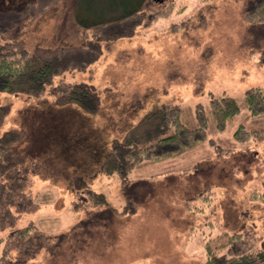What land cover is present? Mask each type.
<instances>
[{
    "label": "rangeland",
    "instance_id": "1",
    "mask_svg": "<svg viewBox=\"0 0 264 264\" xmlns=\"http://www.w3.org/2000/svg\"><path fill=\"white\" fill-rule=\"evenodd\" d=\"M250 1L148 0L122 18L132 1L0 0V40L23 41L59 64L56 79L95 98L87 109L50 91H0V136L14 134L4 152L29 168L20 187L0 184L15 216L14 227L0 230V255L4 247L7 255L24 251L27 239L12 232L31 226L36 264H206L208 251L220 263L243 248L251 256L233 264H264V132L244 143L233 138L239 126L264 131V116H250L243 103L247 89L264 87V24L243 18ZM95 22L103 25H79ZM210 93L239 103L224 130L215 127ZM171 105L190 128L202 106L206 141L144 161L121 180L114 145L168 135L171 126L151 114ZM86 189L103 193L111 208L130 202L135 211L100 213ZM236 234L245 243L233 246Z\"/></svg>",
    "mask_w": 264,
    "mask_h": 264
},
{
    "label": "trees",
    "instance_id": "2",
    "mask_svg": "<svg viewBox=\"0 0 264 264\" xmlns=\"http://www.w3.org/2000/svg\"><path fill=\"white\" fill-rule=\"evenodd\" d=\"M127 1H132L134 7L130 12L122 16V18L136 15L138 11L141 9L143 10V7L148 2V0ZM78 3L80 2L78 1ZM84 8L85 7H83V9ZM245 9L246 12L243 17L245 21L264 24V0H251ZM79 25L84 27L94 26L97 28L103 24L95 22L93 24ZM59 69V64L53 60L46 61L41 56L28 51L23 41L17 39L0 40V91L9 93L27 92L30 95H42L50 91L57 102L74 101L87 109H93L91 104H94V96L72 80L67 81L62 78L59 80L56 79ZM209 98L210 113L214 119L215 127L218 130H224L227 121L240 110L239 103L236 98L229 95H214L210 93ZM243 103L250 116H264V87H251L247 89L243 94ZM1 109L0 107V110ZM180 113L181 109L178 105H171L163 107L151 114L152 116L160 115L161 119L172 128V131L168 135L160 137L154 143L141 146L131 139H126L114 145L112 153L113 171L118 174L121 180L124 181L127 174L135 166L144 161L154 162L165 158L177 157L187 149L206 141L208 118L202 106L197 105L195 108L196 126L193 128L188 127L181 121ZM263 132V130L246 131L243 126H239L237 131L234 132L233 138L237 142L244 143L250 141L254 137H262ZM13 139L14 134H10L9 132L0 136V184L4 186L2 179L5 178L6 180L17 181V183L8 185L10 189L20 187L21 183L18 182L27 179L28 172L26 170L29 169L23 166H20L22 169L18 168L17 161H13L14 157L4 152V144ZM13 168L16 173L7 175L6 171L13 170ZM23 190H19V196L25 199L26 196L20 195ZM84 193L89 199V202L91 201L90 203L93 205V208H97V211L100 213L104 210H108L114 215L124 216L135 211V207L131 206L130 202L120 209L111 208L103 193L91 189L84 190ZM2 195L3 194L0 195V230L15 226V216L14 212L11 210V207H13L10 199L11 196L6 195L5 198H2ZM19 196L17 199L21 203L22 201ZM259 197L264 200V194ZM28 199L29 197H27V200ZM191 202L192 200L187 201L189 204H191ZM18 211H20V208ZM31 230H33L31 226H26L18 229L16 232H12L14 235L16 233L17 236L23 240L27 239L26 244H24L26 249L24 251H19L16 256H12L7 255L4 247L0 255V264H36L33 262L34 260H32L35 254L34 248H30L28 245L29 242L33 243V236L30 234ZM214 241L217 242L215 236ZM230 241L233 246L241 245L244 242V240L241 239V234L233 235ZM0 242H2V239H0ZM208 256L209 259L206 264H233L241 258H248V256L251 255L243 248L241 253H233L230 259H223L220 263H218L217 258L213 256L212 251H208ZM255 257L260 259L263 258L262 252L256 253Z\"/></svg>",
    "mask_w": 264,
    "mask_h": 264
}]
</instances>
